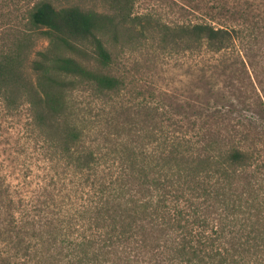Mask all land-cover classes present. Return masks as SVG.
Segmentation results:
<instances>
[{"label":"trees","instance_id":"1","mask_svg":"<svg viewBox=\"0 0 264 264\" xmlns=\"http://www.w3.org/2000/svg\"><path fill=\"white\" fill-rule=\"evenodd\" d=\"M74 1L3 2L25 9L23 27L0 34V101L25 107L38 151L22 180L0 173V264H264V88L245 123H206L229 109L124 106L104 40L160 25L133 14L136 0ZM167 36L233 65L259 39L206 22ZM85 89L86 110L75 103Z\"/></svg>","mask_w":264,"mask_h":264},{"label":"rangeland","instance_id":"2","mask_svg":"<svg viewBox=\"0 0 264 264\" xmlns=\"http://www.w3.org/2000/svg\"><path fill=\"white\" fill-rule=\"evenodd\" d=\"M4 1L0 0V34L12 27H23L25 4L20 2L7 8L3 7ZM74 3L82 8L103 9L97 2L75 0ZM133 14L160 26H133L129 35L121 33L116 40L105 38L112 63L102 70L119 77L125 85L116 101L124 106L146 101L147 104L162 106L164 110L183 109L189 114L205 108L229 109L232 114L228 118L214 117L206 119V123L216 126L220 122H246L243 119L252 115L248 110L255 104L253 90L264 88V0H136ZM197 22L214 26H248L259 34V39L247 57L236 59V65L225 57L220 59L216 55L187 52L183 44L175 46L169 36L162 40L164 31L170 33L180 25ZM45 44L44 39H38L34 51L44 48ZM33 57L32 53L26 63L28 74ZM79 61L91 66L82 58ZM241 61H244V69ZM239 94L245 103L238 102ZM89 95L86 89L78 91L75 103L86 110ZM98 102L101 104L102 101ZM28 121L24 106L11 113L0 101V173L9 175L13 183L23 179L30 161L31 164L37 162V144L28 131ZM196 121L201 122L202 119Z\"/></svg>","mask_w":264,"mask_h":264}]
</instances>
